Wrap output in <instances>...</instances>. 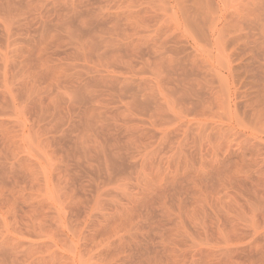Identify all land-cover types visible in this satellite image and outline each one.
Instances as JSON below:
<instances>
[{
  "label": "rangeland",
  "instance_id": "obj_1",
  "mask_svg": "<svg viewBox=\"0 0 264 264\" xmlns=\"http://www.w3.org/2000/svg\"><path fill=\"white\" fill-rule=\"evenodd\" d=\"M0 264H264V0H0Z\"/></svg>",
  "mask_w": 264,
  "mask_h": 264
}]
</instances>
